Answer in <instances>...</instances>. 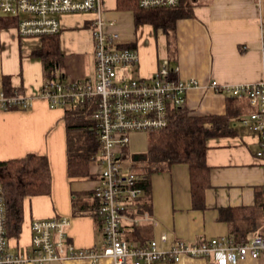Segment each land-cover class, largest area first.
I'll return each instance as SVG.
<instances>
[{"label": "crops", "instance_id": "0c3cea01", "mask_svg": "<svg viewBox=\"0 0 264 264\" xmlns=\"http://www.w3.org/2000/svg\"><path fill=\"white\" fill-rule=\"evenodd\" d=\"M102 3L106 22H114L107 30L116 32L121 42L138 50V61L121 71L128 77L151 76L162 59L156 54V28L149 24L135 25L130 36L123 30L124 21L117 22L120 10L116 9V0H102ZM190 3L192 15L177 19L170 31H162L166 39L165 53L169 56L163 58L176 68L178 78L197 81L185 93L183 105L190 114L225 116L229 119V133L206 140L209 186L204 190L203 206L193 205L186 163L171 164L151 173L148 192L143 191L134 204L130 203L131 214H137L138 201L142 197L149 201L144 211L150 213L154 222L138 225L136 236L145 242L164 232L167 235L165 248L177 238L194 241L219 235L231 238L233 233L245 237L264 232V165L259 137L242 121L256 107L246 96L218 92L210 85L213 79L219 84L264 80V0H190ZM0 16L4 14L0 12ZM91 18L89 13L58 16L57 37L62 57L55 79L77 81L92 77ZM15 29L16 25L0 26V92L3 78L7 77L12 89L18 88L29 98L30 106L25 109L0 107V161L28 153L45 156L50 169V191L24 197L21 231L11 238V244H29L31 220L64 216L69 219L68 243L79 249L98 246L102 240L101 228L96 226L86 207L74 213L73 202L92 203L99 164L93 160L91 176H68L65 108H50L39 94L47 80L42 60L32 53L40 48L41 38L21 37ZM69 62L71 66L75 64L72 66L75 69L82 68L75 78L66 79V72L71 69L67 66ZM61 65L66 68L60 70ZM143 133L146 134L145 144L138 139ZM146 136L144 131L131 134L124 147L129 151L131 163L145 160ZM130 166L128 171L135 172ZM129 228L124 224L122 236ZM50 264H111V260L72 258ZM171 264L210 263L202 258L184 257ZM237 264H264V261L246 258Z\"/></svg>", "mask_w": 264, "mask_h": 264}, {"label": "built area", "instance_id": "2783aa9c", "mask_svg": "<svg viewBox=\"0 0 264 264\" xmlns=\"http://www.w3.org/2000/svg\"><path fill=\"white\" fill-rule=\"evenodd\" d=\"M141 8L175 7L179 0H137ZM0 12L15 17L21 37L41 38L58 34L61 14H92L93 43L92 77L77 81L47 80L39 90L50 108L93 104L91 113L98 132L99 147L93 157L99 164L98 183L93 189L96 211L102 221V240L98 246L76 248L66 241L69 219L64 216L31 220L27 246L11 244L7 234L5 202L0 185V264H50L72 258L105 257L111 264H171L184 257L202 258L210 264H237L246 258L264 261V232L246 235L236 242L227 236L197 238L194 241L175 240L163 247L167 235L145 242L124 238V224L137 226L154 222L148 211L131 214L143 189L137 185L141 176L133 171L122 172L120 157L135 131L155 130L167 124L169 106H181L186 90L197 84L195 78L172 79L169 62L164 60L148 77H128L121 70L138 61V50L123 43L107 26L102 0H0ZM176 70V68H175ZM213 90L236 96H246L256 110L243 123L259 137L260 155L264 165V80L252 83L219 84L210 82ZM30 106L23 93L6 96L0 92V107L4 109Z\"/></svg>", "mask_w": 264, "mask_h": 264}, {"label": "trees", "instance_id": "16d2710c", "mask_svg": "<svg viewBox=\"0 0 264 264\" xmlns=\"http://www.w3.org/2000/svg\"><path fill=\"white\" fill-rule=\"evenodd\" d=\"M116 9L129 10L134 24H149L163 32L170 31L175 21L192 15L189 0H179L175 7L141 8L137 0H116ZM16 18L0 16V26L16 25ZM58 34L41 37V46L32 54L42 60L45 79L56 77L60 65L61 52ZM168 76L177 78L175 67H170ZM2 91L6 96L22 93L18 88L9 86L8 78H3ZM14 109V107L9 108ZM93 104L84 106H67L63 112L67 130V174L70 177L91 176L90 166L97 154L99 141L98 132L94 127L91 113ZM167 124L160 129L147 131L146 158L140 163H131L130 168H139L137 173L141 181L137 183L144 192H148L151 173L175 163H186L189 167L190 190L194 206H203V194L209 186V167L205 161L207 149L206 140L210 137L229 133L228 120L220 115H191L184 105L169 106ZM129 151L124 149L123 158H129ZM50 169L48 160L43 155L28 153L23 157L0 161V185L3 189L5 202L6 229L9 237H17L23 221V200L26 196L47 194L50 191ZM149 201L141 198L136 206L138 212L147 210ZM87 209L95 219L96 226L101 228L102 221L92 203L77 204L73 202L74 213ZM264 208V206H263ZM138 226V225H137ZM130 226L124 238L129 241H139L136 227ZM243 234H232V240L240 242Z\"/></svg>", "mask_w": 264, "mask_h": 264}, {"label": "rangeland", "instance_id": "374dc122", "mask_svg": "<svg viewBox=\"0 0 264 264\" xmlns=\"http://www.w3.org/2000/svg\"><path fill=\"white\" fill-rule=\"evenodd\" d=\"M190 1V0H189ZM119 12V14H120V17H119V19L117 20V22L119 21V22H123L124 21V23H123V25H124V29L123 30H125L126 32H127V34L129 33V35L131 36L132 35V33H134L133 31H134V29H135V24H134V21H133V18L131 17V13H130V11L129 10H123V11H118ZM124 31V32H125ZM155 34H154V39H155V41H156V50H157V56H158V58L159 59H161L160 60V62H159V65H161L162 64V62L165 60L163 57H168L169 58V56L165 53V49H166V46H165V41H166V39H165V35H164V33L162 32V30L161 29H155ZM137 34V33H136ZM139 34H137V36H138ZM164 59V60H163ZM73 65H75V64H72V66ZM172 64H170V61H169V67L171 66ZM67 66L69 67V73H67L66 72V75H65V78L66 79H71V78H75V76H77V75H79V72H80V69L82 68V67H79V69H75V68H73V67H75V66H71V62H69V64H67ZM61 67H62V65H61ZM60 67V70H62L65 66H63L62 68ZM66 68V67H65ZM85 68H86V66H85ZM84 68V69H85ZM132 75V74H131ZM132 78H134L135 77V75L134 76H131ZM145 135L146 134H142V136H140L138 139L142 142V143H144L145 144ZM130 163H131V161L129 160V159H126V158H124V159H122V160H120V165L119 166H121V170L123 171V172H127L128 171V167L130 166ZM137 164H140V162L139 163H137ZM135 172H138V171H140V169L137 167V168H134L133 169Z\"/></svg>", "mask_w": 264, "mask_h": 264}, {"label": "water", "instance_id": "95a60500", "mask_svg": "<svg viewBox=\"0 0 264 264\" xmlns=\"http://www.w3.org/2000/svg\"><path fill=\"white\" fill-rule=\"evenodd\" d=\"M135 155H136V157H137L138 154H135ZM143 157H144V156H143Z\"/></svg>", "mask_w": 264, "mask_h": 264}]
</instances>
